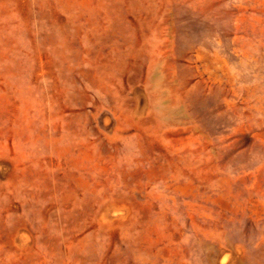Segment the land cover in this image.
<instances>
[{"label": "rangeland", "instance_id": "374dc122", "mask_svg": "<svg viewBox=\"0 0 264 264\" xmlns=\"http://www.w3.org/2000/svg\"><path fill=\"white\" fill-rule=\"evenodd\" d=\"M0 264H264V0H0Z\"/></svg>", "mask_w": 264, "mask_h": 264}]
</instances>
